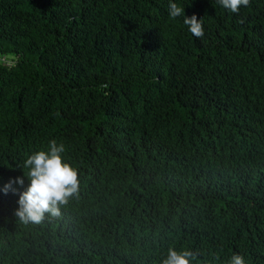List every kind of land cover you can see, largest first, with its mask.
Here are the masks:
<instances>
[{"label":"trees","instance_id":"trees-1","mask_svg":"<svg viewBox=\"0 0 264 264\" xmlns=\"http://www.w3.org/2000/svg\"><path fill=\"white\" fill-rule=\"evenodd\" d=\"M0 0V189L51 140L79 190L61 215H15L0 264H264V0ZM26 171V170H25Z\"/></svg>","mask_w":264,"mask_h":264},{"label":"clouds","instance_id":"clouds-1","mask_svg":"<svg viewBox=\"0 0 264 264\" xmlns=\"http://www.w3.org/2000/svg\"><path fill=\"white\" fill-rule=\"evenodd\" d=\"M219 4L232 13H239L242 7L250 6V0H218ZM168 14L170 19L183 16V23L188 26L190 33L197 38L204 36L202 19L195 15L185 16L184 7L169 0ZM66 147L63 143L51 140L46 150H38L30 154L21 165L23 177L10 180L0 189L4 194L9 191L16 193L13 184H24V177L30 181L26 190L19 193L17 201L19 207L15 215L27 223H41L46 215L57 217L61 215V208L78 193V171L64 159ZM26 170V171H25ZM197 253L184 249L169 248L161 264H193ZM227 264H246L244 255L233 253Z\"/></svg>","mask_w":264,"mask_h":264},{"label":"built area","instance_id":"built-area-1","mask_svg":"<svg viewBox=\"0 0 264 264\" xmlns=\"http://www.w3.org/2000/svg\"><path fill=\"white\" fill-rule=\"evenodd\" d=\"M0 62L4 65H9V62L7 61V59L5 57H1L0 58Z\"/></svg>","mask_w":264,"mask_h":264},{"label":"rangeland","instance_id":"rangeland-1","mask_svg":"<svg viewBox=\"0 0 264 264\" xmlns=\"http://www.w3.org/2000/svg\"><path fill=\"white\" fill-rule=\"evenodd\" d=\"M6 59L9 62V64H11V62H13V60H14V57L13 56H9V57H6Z\"/></svg>","mask_w":264,"mask_h":264}]
</instances>
